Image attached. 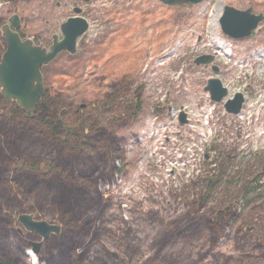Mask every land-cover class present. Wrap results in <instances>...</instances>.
<instances>
[{
	"label": "rangeland",
	"instance_id": "rangeland-1",
	"mask_svg": "<svg viewBox=\"0 0 264 264\" xmlns=\"http://www.w3.org/2000/svg\"><path fill=\"white\" fill-rule=\"evenodd\" d=\"M55 1L65 0L0 2V17L6 19L15 11L29 31L44 19L56 18L57 29L73 12L70 7L57 8ZM81 6L88 28L77 37L74 54L62 52L42 67L45 88L65 92L88 109L102 98L106 83L123 74L144 90L138 117L116 130L125 145L127 175L104 188L115 202L113 227L134 224L140 211L173 209L171 192L214 167L216 160L225 174L209 191V206L234 205L237 217L214 251L238 255L234 246L243 243L242 264H264L249 250L256 234L264 233V20L240 39L224 34L219 23L225 6L251 7L264 14V0H204L191 8L158 0H90L81 1ZM137 14L152 21L151 29L166 30L157 48L139 42L145 28L132 34ZM114 53L118 56L112 57ZM200 55L213 57L207 67L193 63ZM209 78H218L227 90L219 102L203 89ZM235 93L243 95L242 107L237 114L226 113L223 104ZM180 111L186 113V123L179 122ZM244 180L254 183L246 195L241 190ZM239 226L251 228L243 242L231 238ZM110 251L129 259L121 245Z\"/></svg>",
	"mask_w": 264,
	"mask_h": 264
},
{
	"label": "trees",
	"instance_id": "trees-1",
	"mask_svg": "<svg viewBox=\"0 0 264 264\" xmlns=\"http://www.w3.org/2000/svg\"><path fill=\"white\" fill-rule=\"evenodd\" d=\"M3 22L0 17V27ZM5 48L0 33V59ZM105 87L90 109L65 92L45 89L34 113L0 94V264H32L28 241L40 238L18 233L17 216L24 213L61 225L59 234L41 244L38 264H242L243 243L234 246L238 255L214 251L237 217L234 209L217 216L209 206V191L225 174L220 161L172 193L173 210L150 208L140 211L134 224L113 227L115 202L104 188L127 175L125 145L116 130L138 117L144 90L128 74ZM252 184L243 181V195ZM248 234L239 226L231 238L243 242ZM256 235L249 250L264 261V233ZM119 245L128 260L110 254Z\"/></svg>",
	"mask_w": 264,
	"mask_h": 264
},
{
	"label": "water",
	"instance_id": "water-1",
	"mask_svg": "<svg viewBox=\"0 0 264 264\" xmlns=\"http://www.w3.org/2000/svg\"><path fill=\"white\" fill-rule=\"evenodd\" d=\"M88 1V0H85ZM161 3L179 7L186 6L191 8L204 0H158ZM80 8H74V13H79ZM264 20L263 13H254L249 7L244 10L236 9L232 6H225L219 23L224 34L233 39H240L250 36L258 24ZM19 16L13 13L7 19L0 31L2 39L6 43L5 51L0 59V94L8 101H14L27 113H34L37 102L44 95V83L41 67L49 64L61 52L74 54L76 51V39L88 28L87 21L82 17H69L60 24V30L63 38L57 41L55 38L49 48L37 46L30 38L22 40L19 34L13 30L18 26ZM211 55H200L193 59L196 65H207L212 60ZM216 70V67H211ZM208 91L210 99L219 102L226 96L227 90L222 86L218 78H209L203 87ZM244 102L241 93H235L230 99H227L223 106L226 113H239ZM82 107L84 105H81ZM64 110L61 112V114ZM180 123H186V113L180 111L178 114ZM230 209L226 206L217 211L220 215L223 211ZM18 233L23 236V231L32 232L40 237V241H28L31 247V253L36 256L44 240L51 234H59L61 226L54 222L44 219H35L34 213H24L17 216ZM251 230V228L249 229ZM28 254V252H26ZM111 254L117 259V254L111 251Z\"/></svg>",
	"mask_w": 264,
	"mask_h": 264
},
{
	"label": "flooded vegetation",
	"instance_id": "flooded-vegetation-1",
	"mask_svg": "<svg viewBox=\"0 0 264 264\" xmlns=\"http://www.w3.org/2000/svg\"><path fill=\"white\" fill-rule=\"evenodd\" d=\"M81 1H85V0H65L64 2H60V1H55V6L57 7V8H59V7H62V8H65V7H70V10L73 12L72 14H70V15H68V16H66L65 18H62L60 21H59V23H58V25H57V29H53V27H54V23L53 22H55L56 21V18L55 19H44L43 20V23H42V25H37V26H35V28L33 29V30H31V31H29L27 28H28V26L25 24V22H24V20L19 16V21H18V26L15 28V29H13V30H15L18 34H19V36H20V38L22 39V40H24V39H26V38H30L33 42H34V44L35 45H37V46H42L43 48H49V46L52 44V41H53V39L55 38L57 41H60L62 38H63V35H62V32H61V30H60V24L61 23H63L64 21H66L69 17H75V16H78V17H82L83 18V16H82V6H81ZM88 1H90V0H88ZM88 1H85V2H88ZM5 3H7V2H5ZM7 4H9V3H7ZM74 8H80L81 9V11L79 12V13H74ZM14 13H16L15 11H14ZM12 14H13V12H12ZM11 14V15H12ZM17 14V13H16ZM10 15V16H11ZM9 16V17H10ZM7 19L8 18H4V22H3V24L1 25V27L5 24V23H7ZM86 20V19H85ZM88 23V22H87ZM1 27H0V29H1ZM86 31V30H85ZM0 33H1V31H0ZM2 37V36H1ZM77 40V39H76ZM75 48H76V46H75ZM5 51V50H4ZM64 52H66V51H64ZM76 52V51H75ZM62 53V52H61ZM68 53V52H67ZM3 54V53H2ZM70 54V53H69ZM59 55V54H58ZM57 55V56H58ZM53 61V60H52ZM51 61V62H52ZM48 65V64H47ZM46 66V65H45ZM42 67H44V66H42ZM42 67H41V72H42ZM43 83H44V81H43ZM44 89H46L45 88V86H44ZM44 93H45V90H44ZM78 105H80V107L81 108H84V107H86L85 105L82 107L81 105H83V104H78ZM64 110V109H63ZM63 110H61V112L63 111ZM61 112H60V114H61ZM64 112H65V110H64ZM63 112V113H64ZM125 178V177H124ZM118 179H121V178H118ZM114 183V182H113ZM180 190V189H179ZM171 194H172V192H171ZM173 201H174V199H173ZM226 206H230V209L229 210H231V209H233V207H234V205H225L224 207H226ZM224 207H222V208H224ZM222 208H220V209H222ZM173 210V209H172ZM217 211L219 210V209H216ZM229 210H227V211H229ZM169 211V210H168ZM217 211H216V215L217 216H221V214H223L224 212H227V211H223L220 215H218L217 214ZM167 212V210H165V213ZM162 213V212H161ZM164 214V213H163ZM36 219V218H35ZM51 222V221H50ZM54 223H57V224H59L58 222H55V221H53ZM60 225V224H59ZM61 226V225H60ZM249 229L250 228H247V229H245V231H249ZM61 232V231H60ZM52 235V234H51ZM40 238V237H39ZM116 253V252H115ZM110 254H111V251H110ZM117 254V253H116ZM112 255V254H111ZM112 257L114 258V256L112 255ZM119 258H118V255H117V259H115L114 258V260H118Z\"/></svg>",
	"mask_w": 264,
	"mask_h": 264
},
{
	"label": "bare ground",
	"instance_id": "bare-ground-1",
	"mask_svg": "<svg viewBox=\"0 0 264 264\" xmlns=\"http://www.w3.org/2000/svg\"><path fill=\"white\" fill-rule=\"evenodd\" d=\"M217 16V15H216ZM138 21L136 26L131 29L132 34L136 35L138 31H140L142 28H145L146 30L143 32L141 36L138 37V40L143 45H150L154 48H157L161 41L164 39V32L166 31L164 28H153L151 29L150 23L152 22L148 17L137 14ZM156 25L159 24L158 21L154 22ZM121 53V52H120ZM111 56L109 53L106 57ZM118 56L117 53H114L112 57ZM26 232V231H25ZM32 233V232H31ZM29 255L33 259V262L36 261V256H34L32 253L29 252Z\"/></svg>",
	"mask_w": 264,
	"mask_h": 264
}]
</instances>
